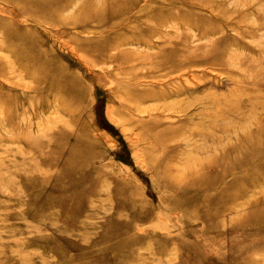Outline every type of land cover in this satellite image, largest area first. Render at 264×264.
<instances>
[{"label": "rangeland", "instance_id": "1", "mask_svg": "<svg viewBox=\"0 0 264 264\" xmlns=\"http://www.w3.org/2000/svg\"><path fill=\"white\" fill-rule=\"evenodd\" d=\"M172 5L206 33L149 21ZM262 22L264 0H0V99L22 108L11 127L0 112V264H264V176L218 196L255 165L211 190L189 179L208 163L201 134L249 131L253 108L264 118ZM15 49L44 53L37 67L78 95L15 88L31 84L6 69ZM223 168L196 173L210 183Z\"/></svg>", "mask_w": 264, "mask_h": 264}, {"label": "bare ground", "instance_id": "2", "mask_svg": "<svg viewBox=\"0 0 264 264\" xmlns=\"http://www.w3.org/2000/svg\"><path fill=\"white\" fill-rule=\"evenodd\" d=\"M50 1V0H49ZM190 2V6L194 9H197L198 12H200L201 10L205 11L206 13H209L210 17H212L214 20L218 21L219 19H221L222 23L224 24V21L226 20L225 17H223L222 15H220V13H218L214 8H212L211 6H207V5H203L198 3L197 1L195 2ZM96 6V5H95ZM98 7V6H97ZM172 7V12H169V10H165V9H158L156 12L152 11L153 14H156L155 16H151V12H149L148 15V19L150 22L153 21H157L163 22L162 19H164V21H166V25H174L172 27L174 31L173 35L178 36L177 32L180 31V29L185 33L187 30H198L199 32H201L202 34H205L206 31H203L202 29L204 28L203 23L204 20L201 19V17L197 16L194 17L195 19L192 18V16H194V12L193 14L190 12H185L182 8V6L180 5H172L170 6ZM190 7V8H191ZM174 8V9H173ZM200 13H198L199 15ZM167 15H169V17H167ZM240 22V21H239ZM259 22V21H258ZM257 22V23H258ZM263 23V22H262ZM164 24V22L162 23ZM264 24V23H263ZM208 25V24H206ZM242 25V24H241ZM258 26V24H257ZM203 27V28H202ZM256 27V24H255ZM260 27V25H259ZM213 31V32H217V33H223L222 29H216V28H212V30H209L208 32ZM79 32V31H78ZM76 34V33H75ZM197 34V33H196ZM185 36H187L185 34ZM187 38V37H185ZM154 39V38H153ZM171 40V39H170ZM179 40V39H178ZM2 45L5 46V44L1 43L0 46ZM180 48V47H179ZM160 50V49H159ZM153 52V51H152ZM197 52V51H194ZM215 51H213V49H209L208 53H213ZM12 60H8L7 64H6V69H8V71H13L15 73H17V71H19V69H21L20 71L22 72V74L29 79V81L31 82L30 85H23V83H20V81L16 82L14 80H9V82L11 84H13L15 86V88H19V89H23V91L25 93H32L36 94L39 93L40 89L43 87H51L53 88L54 84H55V89L56 91L62 93L65 95L66 98L73 96L74 94H77V90H73L71 88V86L67 83V77L62 71H56L53 70L51 68H42V67H37V61L42 58L43 56L45 57L44 53H40L38 49H35L33 51L31 50H12ZM198 54V53H197ZM223 56V53H221ZM172 55H174V57H177V59H180L181 56L178 54H175L174 51L173 53H162L159 55L158 59H157V63H165V62H169V57H171ZM193 57L194 55H196V53H192ZM215 58V57H214ZM226 58V57H225ZM240 61V60H239ZM214 62V61H213ZM224 62V60H223ZM241 62V61H240ZM179 64V63H178ZM225 64V63H224ZM226 65V64H225ZM152 69H156L157 67L161 66L160 64H155V65H151ZM241 67V66H240ZM19 71V72H20ZM155 71V70H154ZM156 72V71H155ZM3 73L2 68H0V74ZM166 75V74H165ZM55 94V93H54ZM56 95V94H55ZM42 96V94H41ZM60 95H57V97H59ZM46 97V96H45ZM54 97V96H53ZM54 97V98H57ZM15 98V97H14ZM33 98V97H32ZM42 98V97H41ZM61 99V98H60ZM63 99V98H62ZM2 100L0 99V112L1 109L2 113L4 112V117L2 119L3 122H5V124L8 127H11V125H14L15 122V118L16 115L19 114V112L22 110V108H20V106L17 104H15V108H14V104H13V109H11L12 107V103H11V98H9L8 96L5 97L4 102L2 104ZM30 100V99H29ZM32 100V99H31ZM64 100V99H63ZM29 102V101H28ZM49 102V101H48ZM62 102V101H61ZM24 103V102H23ZM26 103V102H25ZM30 105V103H29ZM66 106V104H63ZM227 105V104H226ZM22 106V105H21ZM256 106V105H255ZM29 107V106H28ZM262 107V105H261ZM31 108V106H30ZM253 108V107H252ZM33 109V108H32ZM232 109V112L238 114L239 110L237 108V106H234ZM254 109V108H253ZM253 109L249 110V115L255 116L253 115ZM25 111V110H24ZM256 111V110H254ZM261 111V110H260ZM230 112V111H229ZM257 112V111H256ZM255 112V113H256ZM261 112H264V110H262ZM259 113V112H258ZM1 114V113H0ZM261 114V113H260ZM26 115V114H25ZM262 115V114H261ZM250 117L252 119V123H255L252 127L250 124V128L248 129L249 131L243 130V131H221L220 132V136H216L214 135V133H210L208 136H204L203 134H201L202 136L200 137L201 140L203 142H208L209 151H206L207 153V161L208 163L205 165H208L210 167H214V166H221L224 165L223 171L221 174H219L216 179L214 180V182H203L201 184L202 181H199L197 173H201L197 172L196 170L201 167H204L205 165H203V162H201L200 164L197 165V167L189 176L190 179V188H197V187H203L206 190H211L213 187H216V185H219V183H221V181L223 180L224 176H226L227 174L233 173V174H238L240 172L241 168H247L249 166H254L255 168L253 169V171L251 173H246L243 174V176L238 175L239 177H237V179H235L230 185L228 186H224V188L221 190L219 196V200H223V199H227L229 196H235V192H233L234 188H238L240 183L243 182H248L250 183V181L252 179L259 178L264 176V118L262 119H258L256 120L254 117ZM257 116H259L257 114ZM256 117V116H255ZM1 124V123H0ZM2 125V124H1ZM50 126V125H49ZM48 126V127H49ZM7 127V128H8ZM226 127V126H225ZM14 128V127H13ZM19 128H21L19 126ZM26 129V128H25ZM24 129V130H25ZM232 129V128H231ZM230 129V130H231ZM228 130V129H227ZM10 131V129H9ZM26 133V132H25ZM24 133V134H25ZM43 133V132H42ZM41 133V134H42ZM22 135V133H21ZM20 135V136H21ZM231 135H234L233 137H231ZM25 136V135H24ZM49 136V135H48ZM53 136L55 137V135L53 134ZM198 136V135H197ZM23 137V136H22ZM42 137V135H41ZM21 138V137H20ZM44 138V137H42ZM41 138V139H42ZM48 138V137H47ZM199 138V137H198ZM23 139V138H22ZM36 139H38L36 137ZM54 139V138H53ZM80 139V138H79ZM81 140V139H80ZM79 140V141H80ZM49 141V140H48ZM201 141V142H202ZM25 142V141H24ZM28 142V141H27ZM51 143V142H50ZM30 144V143H29ZM43 144V143H42ZM32 145V142H31ZM46 145V144H45ZM39 146V145H38ZM50 146V145H49ZM231 147L232 152L229 154L227 153V151L225 150L226 147ZM32 148V147H31ZM30 148V150H31ZM75 148V147H74ZM205 148V147H204ZM34 149V148H33ZM60 149V148H58ZM73 149V148H72ZM42 150V149H41ZM46 150V149H45ZM48 150V149H47ZM74 150V149H73ZM205 149H203L204 151ZM35 151V150H32ZM200 151H202V148L200 149ZM38 152V151H37ZM34 153V152H33ZM43 153V151H42ZM47 154V153H46ZM53 154V153H52ZM76 154V153H74ZM45 155V154H44ZM55 155V154H53ZM77 155V154H76ZM75 155V156H76ZM56 156H59L58 154ZM68 156V155H67ZM74 156V155H73ZM42 157V155H41ZM78 157V156H77ZM204 157V155H203ZM73 160H75V158L71 157ZM80 158V157H79ZM38 159V158H37ZM204 161V159H203ZM206 161V162H207ZM193 162H195V160H193ZM11 163V162H10ZM30 163V161L28 162ZM39 163V162H38ZM50 163V162H49ZM63 163V162H62ZM228 163L227 167L225 166V164ZM258 163V164H256ZM7 164V163H6ZM13 164V162H12ZM197 164V163H196ZM221 164V165H220ZM34 165V164H33ZM257 165V166H256ZM77 166V165H76ZM79 166V165H78ZM195 166V164H194ZM240 166H242L240 168ZM191 167V165H190ZM229 167V168H228ZM38 168V167H37ZM36 168V169H37ZM48 170V167H46ZM240 168V169H239ZM33 169V168H32ZM62 169V168H60ZM59 169V170H60ZM206 169V168H205ZM239 169V170H237ZM42 170V169H41ZM44 170V169H43ZM42 170V171H43ZM57 170V169H56ZM189 170V169H188ZM193 170V169H192ZM242 170V169H241ZM30 171V170H29ZM187 171V170H186ZM244 171V170H243ZM49 173V172H48ZM46 173V175L48 174ZM51 173V172H50ZM189 173V171H188ZM203 173V172H202ZM40 174V173H39ZM58 174V173H57ZM14 175V174H13ZM41 175V174H40ZM166 175V174H165ZM187 175V173H186ZM200 175V174H199ZM204 175V173H203ZM16 176V175H15ZM202 176V175H200ZM11 177V176H10ZM187 176H185V180L188 178H186ZM2 178V177H1ZM170 178V177H168ZM8 180V179H7ZM210 180V179H209ZM208 181V180H207ZM11 182V180H10ZM188 183V181H185ZM184 182V183H185ZM28 183V182H27ZM78 183V182H77ZM11 184V183H10ZM182 184V183H181ZM180 184V185H181ZM189 184V183H188ZM21 185V184H20ZM48 185V184H47ZM179 186V184H178ZM183 187L185 185H182ZM188 186V185H187ZM182 187V188H183ZM19 188V187H18ZM180 188V189H182ZM222 188V187H221ZM190 189V193L191 190ZM194 192H198L197 190L193 189ZM49 191V190H48ZM200 191V190H199ZM8 192V191H7ZM233 192V194H227ZM182 193V192H181ZM19 194V193H18ZM184 194V193H182ZM186 194V192H185ZM52 195V194H51ZM206 195V194H205ZM213 195V194H212ZM217 195V194H216ZM12 196V195H11ZM196 196V195H195ZM203 196V195H202ZM207 196H211V195H207ZM206 196V197H207ZM47 197V196H46ZM49 197V196H48ZM218 198V197H217ZM203 199V198H202ZM51 200V199H50ZM218 200V201H219ZM196 203V202H195ZM198 203V202H197ZM207 203V202H204ZM192 205V204H191ZM199 206V204H198ZM201 206V205H200ZM204 206V204H203ZM216 206V205H215ZM205 208V207H204ZM203 208V209H204ZM211 208V206H210ZM209 208V210H211ZM198 209V207H197ZM208 209V208H207ZM216 211V208L214 210H211L209 212H214ZM205 211H203L202 213H205Z\"/></svg>", "mask_w": 264, "mask_h": 264}]
</instances>
